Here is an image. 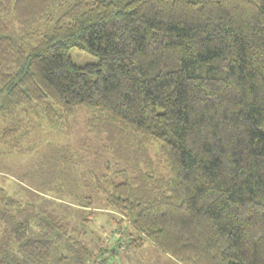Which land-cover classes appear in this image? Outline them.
I'll use <instances>...</instances> for the list:
<instances>
[{
  "label": "trees",
  "instance_id": "obj_1",
  "mask_svg": "<svg viewBox=\"0 0 264 264\" xmlns=\"http://www.w3.org/2000/svg\"><path fill=\"white\" fill-rule=\"evenodd\" d=\"M80 106L111 155L95 185L144 239L182 264H264V0H0V145L68 132ZM51 212L0 186V264H85Z\"/></svg>",
  "mask_w": 264,
  "mask_h": 264
},
{
  "label": "rangeland",
  "instance_id": "obj_2",
  "mask_svg": "<svg viewBox=\"0 0 264 264\" xmlns=\"http://www.w3.org/2000/svg\"><path fill=\"white\" fill-rule=\"evenodd\" d=\"M70 53L79 65L99 60L78 47H72ZM88 115L80 106L68 132L44 124L19 150L0 145V186L30 211L49 210L51 215L54 211L52 217L63 221L65 234L89 248L85 264H182L107 207L95 181L105 172L111 155L89 133ZM39 182H47L48 188ZM71 191L90 195L93 204L81 208L76 200L70 201L71 196L66 197Z\"/></svg>",
  "mask_w": 264,
  "mask_h": 264
}]
</instances>
